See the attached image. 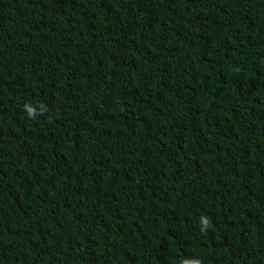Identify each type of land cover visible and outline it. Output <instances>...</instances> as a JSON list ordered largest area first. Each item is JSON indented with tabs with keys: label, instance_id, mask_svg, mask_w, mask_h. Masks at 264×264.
Masks as SVG:
<instances>
[{
	"label": "trees",
	"instance_id": "1",
	"mask_svg": "<svg viewBox=\"0 0 264 264\" xmlns=\"http://www.w3.org/2000/svg\"><path fill=\"white\" fill-rule=\"evenodd\" d=\"M185 259L264 264V0H0V264Z\"/></svg>",
	"mask_w": 264,
	"mask_h": 264
},
{
	"label": "clouds",
	"instance_id": "2",
	"mask_svg": "<svg viewBox=\"0 0 264 264\" xmlns=\"http://www.w3.org/2000/svg\"><path fill=\"white\" fill-rule=\"evenodd\" d=\"M25 109L27 111V114L30 118L34 117L36 113V109L31 107L30 105H25ZM199 223L201 224V231H205L209 227H211L210 218L207 216H201L199 218ZM181 264H202V261L198 259H185L181 262Z\"/></svg>",
	"mask_w": 264,
	"mask_h": 264
}]
</instances>
